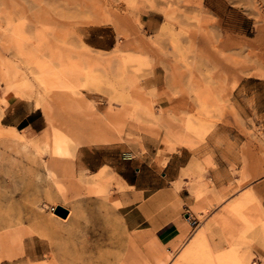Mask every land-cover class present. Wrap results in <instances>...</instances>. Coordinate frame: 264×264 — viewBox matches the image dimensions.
<instances>
[{
    "label": "rangeland",
    "instance_id": "obj_1",
    "mask_svg": "<svg viewBox=\"0 0 264 264\" xmlns=\"http://www.w3.org/2000/svg\"><path fill=\"white\" fill-rule=\"evenodd\" d=\"M218 9L224 26L203 6L202 0H0L2 117L6 103L3 100L13 97V88L22 86L20 83L26 78L31 86L29 94L35 97L39 93L44 105L38 109L43 117V130L37 133L20 130L22 135L31 133L35 141L41 140L49 116L55 127L104 123L108 142L89 145L124 141L136 149L141 148V136L158 137L163 132L161 143L168 151L176 146L194 147L217 124L229 123L227 118L234 112L230 93L241 80L254 77L264 81V0H219ZM94 20L103 22L93 25ZM96 26L114 30L117 41L111 50L83 48V28ZM89 57L100 60L98 64H90L86 59ZM43 63L54 78L46 91L38 87L36 80ZM157 66L165 70L172 96L185 100L181 110L167 119H162L163 111L154 107L155 98L164 94L147 89V79ZM91 70L99 75V80L86 86L83 75ZM10 85L13 88L7 90ZM137 103L149 114L138 111L135 114ZM188 122L193 129L187 128ZM248 134L252 135L249 131ZM182 140L186 144H181ZM261 140L264 141L263 135ZM259 145L262 154L251 156L262 160L264 150L260 142ZM15 150L9 153L0 149V168L9 172L3 178L13 181L8 183L6 178L0 187V224L5 219L21 220L27 226L34 211L51 215L52 203L46 198L48 186L43 174L41 188L23 192L30 181L29 174L36 172L37 164L42 171L48 156L33 148L28 154ZM108 172L113 173L109 168ZM49 188L56 203L63 202L62 196L68 198L66 206L71 211L65 221L59 220L62 229L53 227L46 237L23 236L21 247L4 243L8 233L0 230V253L11 255L3 260L22 255L24 239L35 236L44 242L46 258H50L42 264H151L147 256L138 252L125 261L129 257L127 251L117 248L119 186L115 185L111 193L112 199L107 202L109 213L105 215L94 199L74 196V191L65 184L61 190L55 185ZM44 203H48V208L42 209ZM225 204L210 215L204 212L203 217L197 216L199 225L200 221L221 213ZM252 211V206L246 208V214ZM234 225L235 239L241 234L242 225L237 222ZM253 235V231L246 233L236 249L256 261L248 248L242 249L249 242L258 241ZM89 243L91 248L87 249ZM52 248L55 256L58 253L64 261L52 258ZM149 251L157 264L170 260L171 256L165 259L168 253Z\"/></svg>",
    "mask_w": 264,
    "mask_h": 264
},
{
    "label": "crops",
    "instance_id": "obj_2",
    "mask_svg": "<svg viewBox=\"0 0 264 264\" xmlns=\"http://www.w3.org/2000/svg\"><path fill=\"white\" fill-rule=\"evenodd\" d=\"M218 2L202 0L203 6L224 26L218 14ZM83 30V42L96 50L109 51L116 44L117 37L111 27ZM147 84V89L164 94L154 100V107L163 111L162 119L181 110L185 100L172 96L162 67L152 70ZM5 101L2 117L5 126L33 133L43 130V117L32 102L11 96ZM229 102L234 110L227 118L229 123L217 124L203 142L194 147L176 146L168 151L161 143L164 133L160 132L158 137L141 136L142 149H132L121 141L77 150V163L87 172L94 173L107 166L122 186L121 194L116 196L120 205L115 233L117 248L127 251L129 256L125 261L138 252L147 256L151 264H157L149 251L155 249L170 254L167 264H173L193 238L195 231L189 220L196 219L197 212L202 217L204 212L210 215L244 190H252L264 209V158L258 160L251 156L262 154L259 142L264 150L261 140V135L264 136V81L254 77L241 80L230 93ZM186 104L189 105L188 101ZM198 192H204L203 199H199ZM219 231L217 227L211 229L209 244L216 251L227 250L229 243ZM87 246L91 248L90 243ZM246 248L252 252L256 264H264V248L259 241L242 247ZM46 249L38 237L25 238L23 254L4 259L0 264H42L50 260L46 258ZM55 261L64 260L56 253Z\"/></svg>",
    "mask_w": 264,
    "mask_h": 264
},
{
    "label": "bare ground",
    "instance_id": "obj_3",
    "mask_svg": "<svg viewBox=\"0 0 264 264\" xmlns=\"http://www.w3.org/2000/svg\"><path fill=\"white\" fill-rule=\"evenodd\" d=\"M101 22L103 21L94 20L91 24L99 25ZM82 46L85 49H91L90 46L85 43H82ZM86 59L90 64H98L100 60L96 57H89ZM83 77L84 85L86 86H91L99 80V75L95 74L93 70L85 72ZM53 79V76L49 74L47 65L43 63L40 66L39 76L36 77L38 87L46 91L48 86L52 84ZM20 84H22V86H18L19 89L18 87L13 88V86L10 85L7 87V90L13 88V97L18 96L32 101L35 109L44 108L39 93H37L35 97L29 94L31 89L29 81L23 78ZM3 102L6 101L3 100ZM137 111L142 112L144 115L149 114L148 110L144 109L138 103L133 112L136 114ZM1 117L2 109L0 110V149L3 148V151L7 149L9 153H11L13 149H16V152L26 153L30 148H33L37 152L41 151L48 156V160L42 164V171L38 170V166L41 167V165L37 164L35 168L36 172H31L29 174L30 181L23 189V192L33 188H41V177L43 174L45 182L47 183L46 187L48 186L45 192L46 198L48 202L52 203V207H50V216L45 215V212L43 213L42 211H34L31 218H29V224L27 226L24 225L21 220H3L0 224V230L8 233L7 238H4V243L15 244L17 247H21L23 236L38 234L40 237H46V232L53 227L62 229L63 225L60 224L59 220L65 221L68 215L66 218H61L55 211L60 207L67 210L70 215L71 210L66 206V202H68L67 197L62 196V203H56L51 198V189L49 187L52 185L57 186L61 190L65 184L74 191V196L92 198L98 204V209L101 210L104 215L109 213L110 208L107 202L112 199L111 193L116 185L120 187L117 188V190L118 193L121 194L122 186L118 184L117 180L115 182V176L113 173L108 172L107 166L101 167L94 173H89L81 165H78V160L76 158L77 150H79L80 147L89 144L108 142L104 123L95 122V124L92 123L83 126L65 124L64 127H55L53 118L48 116L46 118L48 127L44 130L41 140L35 141L31 137V133L22 135L20 130L2 125ZM187 128L193 129L194 126L191 122H188ZM180 142L181 144H186V141L182 140ZM40 143L42 146L39 147ZM8 173V171H3L0 168L1 188L3 187L2 184L6 182V178L8 183L12 181L8 177L3 178V176L8 175ZM19 191L21 192V190ZM197 194L199 199H203L204 192H198ZM212 194L216 195L214 193ZM213 195L211 196L213 197ZM5 196H7L6 192L3 193L2 197L5 198ZM216 197L219 196L217 195ZM220 200L221 198L218 199V201ZM118 204L119 203H116L115 205ZM48 206V203H44L42 209H46ZM249 206H252L253 211L246 214V208ZM196 215L201 217L199 212H197ZM206 220L200 221V225L196 228L190 244L183 249L174 264H256L248 255L239 254L236 249L239 242L245 239L246 233L252 231L254 232L253 238L258 240L264 248V209L252 190H244L236 199L227 202L221 213L209 218V221ZM236 222L242 225L240 226L242 230L241 234L234 239L233 235L237 232L234 225ZM213 227H217L222 231L225 242L227 241V243H229V248L227 250L216 251L210 246L209 235ZM169 257L170 254L165 255V259H169ZM3 258L10 259V253H0V261H2ZM52 258H55V251L52 252ZM61 264L69 263L63 262Z\"/></svg>",
    "mask_w": 264,
    "mask_h": 264
},
{
    "label": "water",
    "instance_id": "obj_4",
    "mask_svg": "<svg viewBox=\"0 0 264 264\" xmlns=\"http://www.w3.org/2000/svg\"><path fill=\"white\" fill-rule=\"evenodd\" d=\"M55 213L61 218H66L68 215V211L60 207L56 209Z\"/></svg>",
    "mask_w": 264,
    "mask_h": 264
},
{
    "label": "built area",
    "instance_id": "obj_5",
    "mask_svg": "<svg viewBox=\"0 0 264 264\" xmlns=\"http://www.w3.org/2000/svg\"><path fill=\"white\" fill-rule=\"evenodd\" d=\"M189 224H190V227L192 228V230H196V228L198 227V225H199V220H197V219H190L189 220Z\"/></svg>",
    "mask_w": 264,
    "mask_h": 264
}]
</instances>
